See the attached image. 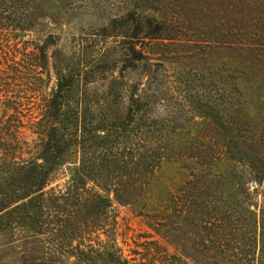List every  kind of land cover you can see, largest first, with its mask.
Here are the masks:
<instances>
[{
	"label": "trees",
	"instance_id": "16d2710c",
	"mask_svg": "<svg viewBox=\"0 0 264 264\" xmlns=\"http://www.w3.org/2000/svg\"><path fill=\"white\" fill-rule=\"evenodd\" d=\"M70 2L0 0V39L35 31ZM130 2L105 28L127 44L126 60H144L149 73L171 48L199 45L203 64L213 58L204 68L214 94L195 100L200 120L180 121L152 115L157 98L135 82L125 96L110 89L94 113L75 94L87 72L64 67L40 40L25 56L53 69L57 84L39 110L36 154L15 156L0 122V264H169L166 244L191 264H264V0ZM68 162V184L47 188ZM112 200L153 232L129 258L102 221Z\"/></svg>",
	"mask_w": 264,
	"mask_h": 264
},
{
	"label": "rangeland",
	"instance_id": "374dc122",
	"mask_svg": "<svg viewBox=\"0 0 264 264\" xmlns=\"http://www.w3.org/2000/svg\"><path fill=\"white\" fill-rule=\"evenodd\" d=\"M130 8V0H71L59 17L42 20L35 31L17 39L11 36L0 39V122L6 124L3 133L10 139L8 147L15 156L29 159L36 154L37 144L43 137L39 133L42 129L38 122L39 110L56 88L53 69L25 56L36 53L35 45L45 38L49 42V54L57 50L60 55L57 58L64 67L87 72L80 76L75 94L85 98L91 112L104 110L103 99L110 89L120 90L125 96L129 86L138 82L142 91L145 90L143 93L157 98L152 115L162 118L174 114L180 121L201 119V107L195 100H207L214 94L216 77L211 68H204L213 66V58L209 57L205 65L202 48L183 43L171 48L175 50L173 57L151 60L150 71L145 73L141 66L144 60L140 66L126 60L123 52L127 44L120 35L105 30L112 18ZM0 35L6 34L0 32ZM103 66L106 67L103 69ZM124 102L122 98L117 112L122 111ZM73 166L72 162L59 166L47 188L63 189L70 181ZM87 187L103 193L90 182ZM259 189L264 190V185ZM102 221L115 234V243L127 258L133 254L136 242L144 239L139 236L153 234L129 205L114 200ZM99 239L105 236L100 233ZM166 247L169 257L165 260L169 264H191L183 258H174L173 248L167 244Z\"/></svg>",
	"mask_w": 264,
	"mask_h": 264
},
{
	"label": "water",
	"instance_id": "95a60500",
	"mask_svg": "<svg viewBox=\"0 0 264 264\" xmlns=\"http://www.w3.org/2000/svg\"><path fill=\"white\" fill-rule=\"evenodd\" d=\"M251 187L254 188L255 187V184L254 183H251Z\"/></svg>",
	"mask_w": 264,
	"mask_h": 264
}]
</instances>
